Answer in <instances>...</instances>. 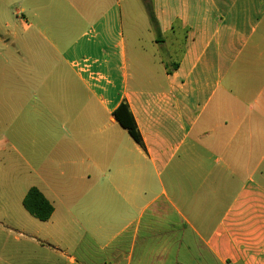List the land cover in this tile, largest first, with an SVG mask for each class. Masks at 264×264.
I'll list each match as a JSON object with an SVG mask.
<instances>
[{"label": "crops", "instance_id": "crops-1", "mask_svg": "<svg viewBox=\"0 0 264 264\" xmlns=\"http://www.w3.org/2000/svg\"><path fill=\"white\" fill-rule=\"evenodd\" d=\"M20 1L31 64L0 105L30 93L35 180L0 214V262L264 264V0ZM138 6L151 50L125 35Z\"/></svg>", "mask_w": 264, "mask_h": 264}, {"label": "rangeland", "instance_id": "rangeland-1", "mask_svg": "<svg viewBox=\"0 0 264 264\" xmlns=\"http://www.w3.org/2000/svg\"><path fill=\"white\" fill-rule=\"evenodd\" d=\"M22 6L23 4L20 0H0V32L14 34V38L11 39L9 37L11 39L10 42L6 44L0 43V84L7 87H14L16 84L15 71L17 66L15 58L17 55L19 57L18 52H20V58H23L22 68L30 67L31 64L29 34L23 33L19 24H14L18 19L16 16L18 11H20L19 18H23L21 13ZM149 24L150 18L145 8L138 6L133 14L127 13L124 30L127 39L129 36L134 44H138V37H143V40L140 41L141 46L145 45L151 50L150 43H148L150 33L146 31V27ZM15 35L19 38L16 44ZM22 40L25 42L23 43ZM4 101L5 104L2 103L0 105V214H4L6 209L11 210L12 214H14L18 213L19 201L22 198L20 197L21 193L27 189V185L32 184L35 180L32 174L30 138L33 120L32 103L30 93L27 94L23 107L20 105L16 107L14 93L5 94ZM21 107L23 111L19 118L16 119L15 108L20 109ZM45 115L46 117L49 116L47 112ZM16 128L23 134L29 132L28 140L17 141ZM0 264L3 263L0 262Z\"/></svg>", "mask_w": 264, "mask_h": 264}, {"label": "trees", "instance_id": "trees-1", "mask_svg": "<svg viewBox=\"0 0 264 264\" xmlns=\"http://www.w3.org/2000/svg\"><path fill=\"white\" fill-rule=\"evenodd\" d=\"M151 22L156 23L153 14L149 13ZM114 116L119 124L128 131L131 137L139 144H142V139L138 131L135 119L131 113L129 106L126 103H122L118 109L114 112ZM24 208L33 217L41 222L48 221L54 208L51 203L43 196V194L36 188H31L23 200Z\"/></svg>", "mask_w": 264, "mask_h": 264}]
</instances>
